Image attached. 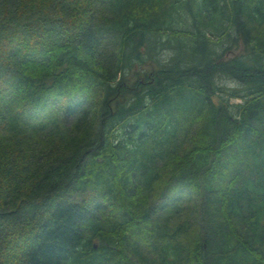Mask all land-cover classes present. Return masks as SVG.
I'll use <instances>...</instances> for the list:
<instances>
[{"label": "trees", "instance_id": "trees-1", "mask_svg": "<svg viewBox=\"0 0 264 264\" xmlns=\"http://www.w3.org/2000/svg\"><path fill=\"white\" fill-rule=\"evenodd\" d=\"M0 264H264V0H0Z\"/></svg>", "mask_w": 264, "mask_h": 264}, {"label": "rangeland", "instance_id": "rangeland-1", "mask_svg": "<svg viewBox=\"0 0 264 264\" xmlns=\"http://www.w3.org/2000/svg\"><path fill=\"white\" fill-rule=\"evenodd\" d=\"M157 53L158 51L155 52V55ZM166 53L167 52L165 50L159 53L158 59L160 60V62L164 63L169 59V54L167 53L168 54L167 55ZM215 85L217 88L221 89V91L220 92H218L217 90L214 91V94L211 98L213 104L218 105L220 107H226L227 108L226 111L234 114L235 112L234 105L238 104L240 101L237 99L230 98L229 95L233 93V91H236L235 88L240 87V85L235 82L229 81L225 78L221 80L216 79Z\"/></svg>", "mask_w": 264, "mask_h": 264}]
</instances>
